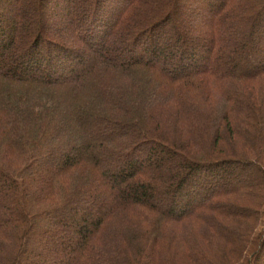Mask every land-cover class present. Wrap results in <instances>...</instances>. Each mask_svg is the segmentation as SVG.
<instances>
[{
    "label": "trees",
    "instance_id": "trees-1",
    "mask_svg": "<svg viewBox=\"0 0 264 264\" xmlns=\"http://www.w3.org/2000/svg\"><path fill=\"white\" fill-rule=\"evenodd\" d=\"M47 1L0 9V264H262L264 0Z\"/></svg>",
    "mask_w": 264,
    "mask_h": 264
},
{
    "label": "rangeland",
    "instance_id": "rangeland-1",
    "mask_svg": "<svg viewBox=\"0 0 264 264\" xmlns=\"http://www.w3.org/2000/svg\"><path fill=\"white\" fill-rule=\"evenodd\" d=\"M23 1H25V0H23ZM52 1V0H51ZM57 1H60V0H57ZM41 2H44V6L41 4V6L46 10V12L47 13H45V15H46V17L48 18V15H49V8L51 7V6H53L54 4H52L51 2H49L48 3V1L47 0H41ZM181 3H183V0H181ZM60 4V3H59ZM3 7H5V2H4V0H0V9L2 8L3 10H4V8ZM18 7V6H17ZM77 7L79 8L80 7V1L79 0H74V2H73V5H72V8H74L73 10H74V12L77 10ZM2 9H1V11H2ZM182 10V8H179V11H181ZM17 11L18 12H16V17H17V19H18V22H19V24H21V26L22 25H24V17L23 16H19V14H20V11H21V9L18 7V9H17ZM3 12V11H2ZM2 12H1V14H2ZM186 16L185 15H182V14H178V20H179V22L180 23H184V22H186V20L187 19H184ZM2 20H3V16H2V18H1ZM195 19H197V20H199V17H195ZM2 20L0 21V29H2L3 31H6L5 29H4V26H5V22H4V20H3V22H2ZM196 20V21H197ZM2 22V23H1ZM182 23V24H183ZM18 24V26H17V29H16V34L15 35H17V33H18V36H19V33H20V29L22 28L20 25ZM53 25V24H52ZM2 26V27H1ZM71 32V30L69 31V33ZM65 34V33H64ZM192 34H195L194 32H192ZM66 38H67V41H69V42H72V41H70L69 40V38L66 36ZM73 44V43H72ZM1 52H3V51H0V53ZM88 53V52H87ZM88 55V54H87ZM121 54H119L118 53V55H117V57H119ZM161 57H166L167 58V60H168V58H169V60L171 59V61L172 60H174L173 59V57L172 56H169V54H167V53H162L161 54ZM86 58H87V56H86ZM169 60L167 61V65L169 64ZM83 67V66H82ZM78 68V67H77ZM81 68V67H80ZM1 69V68H0ZM79 69V68H78ZM144 152H146V151H144ZM143 152V153H144ZM142 153V154H143ZM126 165H128V167L130 166L129 165V161H128V164H126ZM120 167H122V164L120 165ZM125 167H127V166H125ZM119 168V167H118ZM227 170V171H226ZM226 170H223V171H221V170H217V172H219L220 174L217 176V181H215L214 179L210 182V184H209V189L208 190H212V191H217L218 189H220V184L221 183H223V182H225L226 184L227 183H230V184H236L237 183V181L239 180V182L242 180V178H243V176H242V170H244V169H242V168H238V166L236 167V166H234V165H230V166H228V167H226ZM245 172H246V174L247 175H251V173H254L255 171H252V170H244ZM214 184V185H213ZM212 186H214L213 188H212ZM159 195V194H158ZM164 196V195H163ZM166 196V195H165ZM164 196V198L162 199V201H164V205H163V209L165 210V209H167V207L166 206H168L167 205V196L165 197ZM160 197V196H159ZM161 198V197H160ZM89 211H90V209H89ZM91 212V211H90ZM91 214V216L92 217H95L96 215H97V212H95V211H93V212H91L90 213ZM78 227V226H77ZM76 226H72L70 223L68 224V227L65 229V231H63V232H60V233H58L57 234V236L55 237V238H57L56 239V241L58 240V242L55 244V241H54V246L55 247H52V249H55V250H58V248H59V244H60V241L61 242H67L69 239H71V238H73V230L74 229H76L77 228ZM57 253L56 252H54V251H50V252H48V254H47V257L46 258H44V261H45V263L44 264H49V262H51L52 260H54L56 257H57ZM260 263H262V264H264V252L261 254V256H260Z\"/></svg>",
    "mask_w": 264,
    "mask_h": 264
}]
</instances>
